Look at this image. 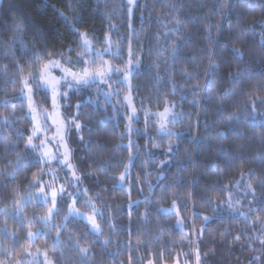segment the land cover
<instances>
[{
  "label": "snow or ice",
  "instance_id": "snow-or-ice-1",
  "mask_svg": "<svg viewBox=\"0 0 264 264\" xmlns=\"http://www.w3.org/2000/svg\"><path fill=\"white\" fill-rule=\"evenodd\" d=\"M167 3L170 9H176L177 0ZM98 4L103 7L105 24L99 36L72 23L81 55L74 58L71 52L66 56L49 53L38 57L33 67H20L10 80L0 81L5 87L11 84L12 91L11 96H0V108L6 111L0 116V133L15 126L17 104L26 109L29 121L26 130L16 129L17 136L23 137L24 152L0 169V176H4L0 180V264H204L206 238L214 242L219 237L224 242L231 237L239 242L242 235L257 232L259 242L264 244V197L257 198V185L264 186V173L249 166L243 155L213 161L212 176L203 181V191L189 190L181 177L165 186L164 181L133 176L135 129L147 133L149 127L156 126L163 140L175 135L171 126L184 117L183 111H175L176 101L169 98L177 94L174 71L162 89L165 77L158 70L161 63L175 60L180 47L154 50L153 66L157 70L150 78L152 91L138 99L134 68L141 66L143 52L132 36L139 37L135 31L139 0H119L118 5L112 0H98ZM116 16L121 17L129 33L121 65H114L112 60L120 53L113 47L112 33L118 25L112 21ZM157 23L163 28L156 34L161 38L179 32L183 21L177 17L171 27L162 18ZM21 30L22 25L17 23L14 31L19 34ZM212 67L209 64V70ZM186 77L191 79L188 73ZM36 85L43 90V104L37 98ZM84 87L97 89L95 96L88 97L89 103L111 109L121 128V142L126 145L123 151L131 154L114 184L85 186L87 177L74 158L69 137L83 122L77 119L78 104L74 115L66 114L65 97L71 89L79 93ZM261 90L264 81H258L254 94L240 102L230 124L247 121L264 105ZM208 100L222 104L216 96ZM10 142L11 137L6 141L0 135V144ZM144 142L157 146L154 138L150 141L145 137ZM25 154L34 156L36 164L29 165ZM259 163L264 167V157ZM144 164L150 166L146 155ZM145 191L147 195L141 197ZM119 192L124 193L123 199L110 203ZM209 208L211 212L204 210ZM220 213H224L222 218ZM216 220L219 224L213 228L211 223ZM237 224L241 229L234 231Z\"/></svg>",
  "mask_w": 264,
  "mask_h": 264
},
{
  "label": "clouds",
  "instance_id": "clouds-1",
  "mask_svg": "<svg viewBox=\"0 0 264 264\" xmlns=\"http://www.w3.org/2000/svg\"><path fill=\"white\" fill-rule=\"evenodd\" d=\"M112 3L118 5L119 0ZM177 17L183 21L180 31L158 38L157 32H163L158 18L166 20L171 27ZM103 19V7L98 0H0V81L10 80L20 67H33L38 57H47L49 53L66 56L71 52L74 58L78 57L81 55L78 34L72 23L99 36L105 27ZM136 20L135 31L139 37L133 35L132 39L138 46L142 45L143 52L141 66L134 68L137 98H146L152 91L150 78L157 70L153 66L154 50L163 51L178 45L179 55L175 60L161 63L158 70L165 77L162 89L174 71L177 94L169 98L176 101L175 111H183L184 117L171 126L175 135L163 140L156 126L149 127L147 133L135 129L133 147L137 156L133 176L157 183L164 181L165 186L181 177L189 190L203 191V181L211 179L213 161L222 156L241 155L247 158L249 166L264 173L259 163L264 157V105L247 121L230 124L240 102L246 95L254 94L258 81H264V0H177L175 10L168 7L167 0H139ZM112 22L118 25L112 33L113 47L120 49L112 60L114 65H121L129 33L120 16L114 17ZM17 23L22 25L19 34L14 31ZM209 64L213 66L211 70ZM186 73L191 75L190 80ZM113 86H117L116 81ZM36 88L37 98L43 104L44 98L40 95L43 90L39 85ZM96 92L95 87H84L79 93L73 88L65 97L67 115H74V106L79 105L77 119L83 124L81 128L72 129L69 139L75 161L93 186L114 184L131 159V154L123 151L126 145L121 142V128L111 109L89 103L88 97L95 96ZM5 94L12 95L11 84L5 87L0 83V96ZM259 95L264 99V90ZM209 96L218 97L222 104L210 102ZM120 112L123 113V108ZM16 113L19 118L15 126L6 127L0 133L6 141L11 137L10 143L0 144V169H5L7 161L15 159L17 153L24 152L23 137L17 136L16 129L29 127L28 115L20 104L16 105ZM5 114V109L0 108V116ZM120 123H124L123 119ZM145 137L150 141L154 138L157 146L145 143ZM169 146L173 149L170 153ZM25 155L29 165L36 164L34 156ZM145 155L149 158V167L144 164ZM2 179L4 176H0ZM257 187V198L264 197V186L258 184ZM140 195H147V191ZM123 196L124 193L119 192L109 202L115 204ZM204 210L211 212L210 208ZM240 229L239 224L233 226L234 231ZM204 251V264H264V244L259 242L257 232L242 235L239 242L232 241L231 237L224 242L219 237L214 242L206 238Z\"/></svg>",
  "mask_w": 264,
  "mask_h": 264
},
{
  "label": "trees",
  "instance_id": "trees-1",
  "mask_svg": "<svg viewBox=\"0 0 264 264\" xmlns=\"http://www.w3.org/2000/svg\"><path fill=\"white\" fill-rule=\"evenodd\" d=\"M84 11H85V13H87V8L85 7V9H84ZM90 19V22H92L91 21V18H89ZM221 41L223 42V36L221 37ZM220 50V46L218 45V49H217V51H219ZM89 184V180H86L85 181V186H87ZM223 215H224V213H220L219 214V216L222 218L223 217ZM217 224H219V221L218 220H216V221H213L212 223H211V226L214 228V227H216L217 226ZM39 243V242H38Z\"/></svg>",
  "mask_w": 264,
  "mask_h": 264
}]
</instances>
